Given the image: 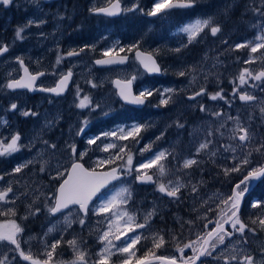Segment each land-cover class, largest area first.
Wrapping results in <instances>:
<instances>
[{
  "label": "rangeland",
  "instance_id": "374dc122",
  "mask_svg": "<svg viewBox=\"0 0 264 264\" xmlns=\"http://www.w3.org/2000/svg\"><path fill=\"white\" fill-rule=\"evenodd\" d=\"M88 1L86 8L87 12H90L91 9L104 6L112 0ZM120 1L123 9L131 8L133 4H136L144 12L139 10L123 11L122 9L120 16H117L120 19L117 22L120 23L117 26L118 31L112 23L98 24L96 19L99 16L93 14L94 22L90 24L92 30H86L85 34L77 32L76 36L72 35L69 42L66 43H61L62 37L71 32L68 29L69 23L72 22L74 14L77 11L79 13L82 9L76 1L72 2L71 7L65 0H53L46 4L43 0H37L35 4L31 0H12V3L7 7L0 5V19H2L0 23V46L7 45L8 47V51L0 55V142L8 143L15 135L17 131L16 117L18 115L27 118V122L23 126L24 129L20 134L19 150L0 156V191L12 189L7 193L5 199L0 201V213H3L0 215V223L6 224L9 220H13L19 224L23 229L18 234L22 250L26 253L30 252L34 258L41 261L48 260L46 253L52 250L51 244L56 240H60L61 243L55 249L49 264H73L74 261L76 264H97L100 259L98 253L104 247L99 237L104 231L110 230L109 238L113 241L115 235L118 234L117 228L123 230L126 217L121 218L119 221L113 217V224L110 229L108 220L109 217L113 216V212L127 211L128 214L138 216L144 221L145 216L150 212L153 215H159L168 210L170 211L171 205H179V198L183 193L188 197L189 205L200 203L208 212L211 208L209 205L213 204L211 202H217L215 197L221 199L229 195L225 194L224 191L210 189L208 179L203 177L205 176V170H210L213 166L218 169L215 173L223 172L224 174L225 168H231L240 159H243L244 154L248 152L251 153L249 156L251 165L249 167L257 166L255 158L261 155H263V159L258 165L264 164V151L256 150L264 145V112L261 111V108H264V78L261 80L253 79V76L264 71V49H258L256 53H252L251 46L239 49L235 47L236 44H247L249 41H252L253 44L261 42L257 41L256 37L264 34V0H197L194 8L182 9L177 12L172 11L169 15L160 16L155 20H150L151 18H147L144 14L152 8L154 2L148 4L143 0ZM238 1L240 2L238 3ZM237 5L240 8V16L235 15L233 18L235 20L232 21L231 26L225 28L223 25L226 22V17L223 16H228ZM7 8L12 10H5ZM14 10L20 12L15 13L16 18L14 17ZM178 14L182 15L178 18ZM63 17H65V21L62 19ZM209 17L212 18V26H218L221 29L215 36L211 34L210 27L205 28L189 43L187 34L178 31L179 28L195 22L196 19H207ZM85 18L91 19L90 16ZM13 19H16V28H10ZM125 19L127 21H124ZM29 20L35 23L24 29L23 39H17L15 37L16 29L28 24ZM41 20L44 21L43 24L39 23ZM84 23L85 21L82 24ZM125 23H129V27H126ZM84 26L89 27L87 24ZM64 28L66 29L64 30ZM9 29L10 35H6ZM124 29L125 35L122 34L124 36L122 41L120 33ZM114 31L117 32L115 35H113ZM76 37L78 41L74 40ZM127 37L129 40H126ZM137 43L138 46L150 50L164 61L163 78L168 79L167 82L160 84L155 83L153 78L148 79L138 70V66L134 61H131L127 66L116 69L110 68L106 71H97L89 59L95 51L103 54L106 49L129 48ZM81 48L85 50L80 52L78 57L72 58L67 55L70 51L79 52ZM178 48L180 51H175ZM58 56L61 57L59 64L56 62ZM18 57L23 60L24 64L28 63L29 65H35L37 68H43L46 74L50 75L61 73L63 67L59 65H62L65 61L68 67L75 68L76 77L67 93V98L49 99L50 107L40 110V106L44 101L40 96L34 102L32 109H27V99L24 93L28 92L25 90V92H10L6 88L7 81L19 75ZM87 58L89 61H87ZM245 61L250 62L245 63ZM244 69H248L252 75L246 74V83L241 85L239 76ZM181 72H184L185 75H180ZM114 75L122 79H131V77L136 76L134 82H137L138 93L143 89L153 91V99L146 106L148 124L144 126L151 131L158 127L154 135L155 141L151 139L150 143L142 145L141 131L135 140L131 137L127 140L102 137L96 144H87L89 138L98 136L102 132L116 131L117 135H120L118 131L120 128L128 129L133 124L143 125L140 114L141 109L135 114L130 108L122 105L113 97L114 88L111 80ZM50 78L48 81H50ZM89 81L92 83H89ZM92 84L96 86L93 87ZM200 87L206 89L207 93L199 97L197 101L192 102L185 98V95ZM234 88L236 89L235 94L233 93ZM165 89H172L173 91L165 93ZM78 90L79 98L77 96ZM173 92L179 93L176 100L171 102L169 100L166 105H161V98L174 97ZM216 92H221L224 99H210V94ZM241 92L254 96L256 99L239 102L237 95ZM161 93H164L163 97L160 95ZM85 95L90 98L89 106L83 109L78 108L76 105L79 103V99H82ZM62 103L63 106H61ZM12 104H16L17 109L13 110L11 108ZM153 104L157 105L160 110L153 112ZM96 105H99V107H96ZM201 105L205 107V111H201ZM189 109H194L193 114L197 116L194 131L192 129V133L189 132L194 146L191 148L190 153L184 154L182 151H173L176 156L168 158L174 138L171 137L172 139L168 141L161 136V133L165 135L166 130L170 129L175 135L176 133L179 135L175 128L182 127L178 125L190 126V121L186 123L180 121V116ZM25 111L34 112L36 115L24 116L22 113ZM216 112L221 113V115L219 117L214 116L213 113ZM229 117L232 119H229ZM85 120L88 121L86 126L83 123ZM237 121L249 132L250 139L243 148L237 147L240 144L238 139L231 138L232 130L236 128ZM60 124L65 126L62 127ZM82 126L85 131L77 135ZM191 126L193 127V125ZM55 128L57 131L51 135V131ZM210 131L214 135L209 136ZM193 132L196 134L195 139L192 136ZM157 137H160V139H157ZM162 140H164V144L160 145ZM206 140H212L209 149L197 154L196 149L199 144ZM109 143L115 144L116 147L109 149L107 152L103 151L104 146ZM72 144L76 145L78 153L86 152L83 162L88 166L97 169L117 164L124 173V179L103 191L100 194V199H96L90 205L86 217L76 207L69 208L56 217H52L48 208L53 206L54 190L57 183L62 179L57 176V172H63L72 162L73 156L69 147ZM148 145H151L150 150L142 152ZM222 145L237 147V151L236 153L225 151L221 147ZM121 147L125 148L122 153L119 151ZM161 151L169 153L167 166L164 160L158 162L164 165L165 175L161 176L159 167L154 165L150 168L154 174V184L148 188L147 185H143L144 197L150 195V203L145 208H140L141 210L138 208L129 210L125 207V204H118L116 209L111 210L109 213H101L103 215L96 220L94 216L100 215L96 213V209L101 202L121 187H127L130 190L133 176L138 174L136 167ZM211 152H216V155L212 156ZM128 155L133 157L130 170L126 164ZM117 156L122 158H116ZM234 156L236 159H233ZM75 158L78 159V155ZM110 158L112 162L109 164L99 163ZM196 158L198 161L196 164H199V176H196L195 179H189L185 184L178 173L183 172L189 175L188 168H184L183 163L186 159ZM22 164L27 166L22 168L19 173L14 172V169ZM42 166L43 171H41ZM147 170H141V173L147 172ZM233 173L236 172L230 174ZM244 173H247V171ZM196 179L201 183L199 186L196 185ZM177 183L184 185V189H180L177 197H169L166 192H160L158 189L159 184H165L169 185L168 190H171V186ZM193 186L196 187L195 192ZM51 189L53 194L50 191ZM153 191H155V194H153ZM253 203H256L257 206L253 207ZM180 207L181 205L175 209ZM222 207L220 211H225L226 208ZM9 209L13 210L15 214H9ZM36 209H39V211L37 212ZM241 213H243L248 225L244 230V234L241 235L240 232L231 230L233 236L226 239L225 245H219L217 250L204 257L199 264H224L225 256L229 257V264H240L244 257L248 255L253 258V264H264V225L259 222L264 219V198L251 197L246 203H243ZM65 216H69L71 219L70 225L65 223ZM204 216L203 211L198 214V218ZM81 218L85 219L83 225L80 224ZM159 218L162 219V216L159 215ZM85 225L91 228L90 230L87 228L89 232L93 231L94 233L96 231L94 233L96 244L95 246L94 244L89 245V247L94 246L92 251H90L91 248L85 247L84 235L82 236L80 232L82 226ZM101 225L105 226L101 227ZM190 227L188 226L189 231ZM49 228L53 230L49 232ZM193 231L196 236L199 235L198 227H194ZM153 232L160 236L162 234L159 228ZM129 234V237L138 235L140 238L147 235L144 230H137ZM204 234L202 232L201 236ZM72 240L77 242L78 250L85 253L83 262L77 260V252L73 246L69 245L68 242ZM123 240L124 237L121 238V241ZM121 241H113V243L122 246ZM185 244L186 241L179 244V246ZM68 245L71 253L65 255L63 247L66 248ZM233 249H235V252H233ZM113 252L114 254L109 261L115 259L114 264H120L122 259L127 258L126 253L115 252V250ZM92 253L93 255H91ZM233 254L237 256L236 260L230 259ZM169 255L176 257L175 253H169ZM0 261H3L4 264H30V262L21 259L18 252L15 251L14 245L7 242H0ZM129 264L135 263L130 259ZM244 264H247V262L245 261Z\"/></svg>",
  "mask_w": 264,
  "mask_h": 264
},
{
  "label": "snow or ice",
  "instance_id": "6c2138e0",
  "mask_svg": "<svg viewBox=\"0 0 264 264\" xmlns=\"http://www.w3.org/2000/svg\"><path fill=\"white\" fill-rule=\"evenodd\" d=\"M32 3H37V0H31ZM12 3V0H0V5L5 7L9 6ZM197 0H154L152 8L145 12L144 14L149 17H157V16H164L169 15L172 10L174 9H189L194 8L196 6ZM139 10L144 12L143 9L139 8L138 5L133 4L131 8L123 9V11H136ZM94 12H102L107 16H116L120 14L122 11L119 0H116V3L111 4L108 8L102 9H92ZM35 23L32 20L28 21V24L24 25L23 27H18L15 32V37L17 39H23L22 33L25 28L29 25ZM43 24L44 21L41 20L39 22ZM39 26V25H37ZM211 34L215 36L218 32H220V28L218 26H212V18L209 17L207 19H196L193 23H188L181 28L178 29L179 32L186 33L188 37V42L191 43L195 37L202 32L205 28H209ZM257 41H261L259 43H254L252 41L247 42V44H236L235 47L237 49L251 46V52L256 53L258 49H264V34H261L256 37ZM87 47V46H86ZM85 49L81 48L79 52L77 51H70L67 53L68 56L79 55L80 52H83ZM135 50L136 59L139 63L143 66L146 72L148 73H159L161 72V68L157 64L156 60L153 58L152 54L144 53L139 50L138 43L131 45L127 51L131 52ZM8 51L7 45L0 46V54H3ZM116 51L114 49H106L103 53L105 57H109L107 59H97L95 60V64L97 65H113V64H123L126 62V56H117ZM119 52H124L125 49L123 47L118 49ZM175 51L179 52L180 49H175ZM111 54V55H110ZM18 62L20 63L21 67L24 70L25 75L18 80H11L8 82L7 87L9 89H16V88H27L29 90H34V83L38 79L39 76L44 75V73L39 72L36 74H30L27 67L24 66L23 60L19 57L17 58ZM61 57H57V64L60 63ZM250 61H245L248 63ZM180 75H185L184 72L179 73ZM251 76L252 73L249 72L248 69H244L241 71L239 76L240 84L243 85L246 83L245 76ZM73 73L71 69L66 74H62L61 78L57 81L55 87L51 88H41L40 91L54 93L56 95H60L65 91V88L68 85L69 80L71 79ZM264 78V71H261L259 74L253 76L255 80H261ZM136 80V76L131 77V79L126 80H116L114 81L115 85L119 89V95L122 100L127 103L134 104V105H143L146 103L148 97L153 95V91L151 89H143L138 94L134 93L132 90L133 81ZM89 83H92L89 81ZM95 87V84H92ZM172 89H165V93L172 92ZM233 93H236V89H233ZM201 94H206L205 89L201 88L200 92L194 94L193 97H189V99H194L195 96H199ZM162 97L164 93L160 94ZM77 96L79 98V90L77 91ZM224 99L221 95V92H216L215 94H210V99ZM171 97L168 99L161 98L160 104L166 105ZM239 99L242 102L252 101L254 99L253 96L241 92L239 94ZM90 104V98L85 95L82 99H79V103L76 105L78 108H86ZM99 107V105H96ZM11 108L13 110L17 109L16 104H12ZM201 111H205V107L203 105L200 106ZM261 111L264 112V108H261ZM24 116L28 115H36V113L25 111L22 113ZM214 116L219 117L221 113L216 112L213 113ZM229 119H232L229 117ZM84 125L86 126L88 121L85 120ZM179 127H183V125H178ZM144 125H137L133 124L130 128H120L118 131L120 135H117L116 131L110 132H102L100 135L95 136L93 138H89L87 140L88 145L96 144L97 141L101 140L102 137H115L120 140H127L128 138H135L141 133ZM223 127V125H221ZM85 131V128L82 126L77 133V135L82 134ZM209 136L214 135L213 132L208 133ZM163 136V133H161ZM232 139H238L240 144L237 147L243 148L246 142L250 139L248 129L242 127L239 122H236V128L232 130ZM160 139V137H157ZM20 135L17 133L12 136L10 142L4 143L0 142V156L11 154L19 150ZM212 144V140H206L205 142H201L199 147L196 149L197 154H199L203 150L209 149V145ZM55 147V145H53ZM72 152V162L70 167H66L63 172L58 171L57 176L62 178V182L59 184V187L56 190V193L53 197L54 199V206L49 207L48 211L52 214L61 212L64 209H68L70 205H78L79 211L84 214L86 217L89 211L90 203L94 202L95 199H100V194L102 189H105L112 181H116L119 179V174L116 168H112L110 171H102L98 172L94 168L85 167L84 163H82L86 152L78 153L76 145L72 144L69 146ZM116 145L109 143L106 144L103 148V151H108L111 148H115ZM221 147L224 148L225 151H231L232 153H236L237 147H232L231 145H222ZM151 145L146 146L143 151L150 150ZM257 151H264V145H261L260 148L256 149ZM119 151L122 153L125 151V148L121 147ZM76 159L75 157H77ZM169 153L167 151H161L154 154L152 158H149L146 162L139 164L136 167V172L138 173L136 179L141 182H149L153 180L151 175H148L146 172L141 173V170H147L152 168L154 165L159 167L160 175H165V167L161 162L167 158ZM212 156L216 155V152H211ZM251 155L250 152L244 154L243 159H240L238 163L233 165L231 168H225L224 174L227 176L231 172L243 173L247 171V174L243 176L238 183L232 189L231 195L227 196L226 198L221 200V203L225 205L226 208L231 210V214L227 215L225 211H221V218L216 220L215 222L209 220L208 224L214 223L215 227H213L210 231H207L206 235L203 236L202 242L200 243L199 247H196V241H192L188 244L183 245L180 247L177 245V250L181 253L184 252L185 248H191L193 255L190 257L181 256V264H197L198 261L201 260L202 257H206L212 254L215 250H217L219 245H225L226 239H230L233 236V232H229L226 228V224H231V227L234 231L240 232L241 235L244 234V230L247 227L243 222H241L238 211L242 202V199L246 196V194L250 191L251 185L255 181H262L264 180V165H257L255 167H249L251 165V161L249 156ZM116 158H122L117 156ZM233 159H236L234 156ZM112 162V159L105 161H100V164H109ZM198 163L195 159H186L183 163L184 168H189L192 165ZM126 164L128 169L130 170L133 164V157L132 155L127 156ZM26 164L18 165L14 172L19 173L22 168L26 167ZM43 166L41 171H43ZM169 185L159 184L158 189L160 192H166L169 197H177L180 189L184 187L183 184L177 183L174 186H171V190L169 189ZM12 189L9 188L6 191H0V201H3L7 196V193ZM193 191H196V187L193 186ZM131 197V191L127 187L119 188L113 195L104 199L99 207L96 209L97 214L101 213H109L111 210L116 209L118 204H125L127 203L128 199ZM256 203H253V207H256ZM219 207V206H218ZM38 212L39 209H36ZM3 213H0L2 215ZM9 214L14 215L15 213L13 210L9 209ZM153 213H148L144 218V223H137L136 217L134 215L128 214L127 211H116L113 212V216L109 217L108 223L111 229L113 224V217L115 220L119 221L121 218L126 217L124 222L123 230L121 231L117 228V233L115 235L116 241H121V238L124 237V240L121 241L122 246L114 244L113 241L109 238L110 237V230H106L103 234L99 237L101 243L104 244V247L101 248L100 259L97 261V264H109L110 257L115 252L119 253H126L127 258L122 259L120 264H129V260L132 256L135 255V252L132 251L135 248V245L140 241V236L135 235L129 237L128 233H134L137 229H142L148 226L149 219ZM65 223L70 225L71 219L69 216H65ZM261 225H264V219L260 221ZM85 223V219H80V224L83 225ZM191 223V221H189ZM208 224H205V228H208ZM237 225L239 227L237 228ZM53 229L49 228L48 231L51 232ZM23 229L19 224H17L13 220H9L6 224L0 223V242H7L11 245L15 246V251L18 252L19 256L22 260L30 262V264H49V261L52 260L53 253L55 249L60 245L61 241L56 240L54 243L51 244V251H47L46 255L48 260L41 261L39 259L34 258V256L29 252L26 253L21 248V244L18 239V234L21 233ZM175 239V237H173ZM200 240L201 238L198 236L197 238ZM130 241V242H129ZM69 245L73 246L74 250L77 252V260L83 262L85 260V253L78 250V245L75 240L69 241ZM165 243L163 236H154L153 237V246L154 248L159 249ZM235 252V249H233ZM155 259L162 262V264H177L176 257H165V256H156ZM231 260H236L237 256L235 254L231 255ZM253 264V258L248 255L244 257V260L240 262V264ZM0 264H4L3 261H0ZM73 264H76L74 261ZM137 264H144L143 261H138ZM224 264H229V257L225 256Z\"/></svg>",
  "mask_w": 264,
  "mask_h": 264
},
{
  "label": "flooded vegetation",
  "instance_id": "af4514ba",
  "mask_svg": "<svg viewBox=\"0 0 264 264\" xmlns=\"http://www.w3.org/2000/svg\"><path fill=\"white\" fill-rule=\"evenodd\" d=\"M53 1V0H52ZM65 1H67L68 2V4L70 5V7L72 6V2H74L75 0H65ZM51 2V1H50ZM89 2V1H88ZM240 1H238V3H239ZM46 3H48V2H45L44 1V4H46ZM52 4V3H51ZM88 4V3H87ZM105 6V5H104ZM87 7V6H86ZM86 7H83L82 9H80V12L78 13V11H77V14L74 16V18L72 19V22H70L69 23V30L71 31V32H69L67 35H65V36H63L62 37V40H61V43H66V42H69V40H70V37L72 36V35H74V36H76V33L77 32H80V33H83V34H85L84 32L87 30H92V28H90V24H92L93 22H94V17L92 16L93 14V11H92V9H91V11L90 12H87V8ZM97 7H102V6H97ZM236 8H237V12H235V10H236ZM67 11V10H66ZM178 10H175L174 12H177ZM239 11H240V8L238 7V5L236 6V7H234L233 8V10L229 13V15L228 16H223L224 18L226 17V22L224 23V25L223 26H225V28H229L230 26H231V24H232V21H234L235 19H233L234 17H235V15L236 16H240V13H239ZM84 12V13H83ZM89 13V14H88ZM92 14V15H91ZM91 17V19H86L85 17ZM66 17V16H65ZM65 17H63L62 19L65 21ZM147 17V16H146ZM85 18V20H83ZM239 18V17H238ZM150 20H155V19H150ZM0 21H2V19H0ZM18 21H19V19H18ZM85 21V23L84 24H82L83 22ZM118 21H120V19H118L117 17H112V18H109V17H105V18H102V16H99L97 19H96V22H98V24H109V23H112V25L116 28V30L118 31V25L120 24V23H117ZM124 21H127L126 19L124 20ZM13 23H15V26H16V19H13V21H12ZM11 22V23H12ZM82 22V23H81ZM85 24H87V25H89V27L88 26H84ZM78 25V26H77ZM111 25V24H110ZM111 25V26H112ZM123 27H124V25L126 26V27H128V25H129V23H125L124 25L123 24H121ZM67 26V25H66ZM94 27V26H93ZM120 27V26H119ZM66 28H64V30H65ZM10 29L8 30V32H7V34L6 35H10ZM66 32H67V30H66ZM128 33H130L129 31H127ZM117 32L116 31H114V33H113V35H115ZM119 33V32H118ZM125 35V29L120 33V35H121V39H122V41L124 40V36L123 35ZM77 35H79V34H77ZM89 37H90V35H88ZM75 41H78V39H77V37H76V39H74ZM126 40H129V38L127 37L126 38ZM124 49H125V51L124 52H119L118 50L116 51V54H119V55H124V56H127V58H128V62L125 64L126 66L127 65H129V63L131 62V61H134L135 63H136V65L138 66V70L139 71H141L148 79H151V78H153L154 80H155V83H160V84H162V83H165V82H167L168 81V79H166V78H163V76H164V68H163V63H164V61L162 60V59H160L159 57H157V55H155V54H153V52H151L150 50H145V49H143V48H141L140 46H139V50H141V51H145V52H149V53H151L155 58H156V60H157V63H158V65H159V67L161 68V72H160V74H155V75H147L146 74V72L145 71H143L141 68H140V66H139V64H138V62L134 59V56H133V53L135 52V50H133V51H131V52H129V51H127V47H124ZM80 55V54H79ZM79 55H74V56H71L72 58H76V57H78ZM111 55V54H110ZM104 55L103 54H101V53H99V52H94L93 54H91L90 55V61H94V60H96V58L97 59H99V58H101V57H103ZM87 61H89L88 60V58H87ZM26 67H28V69H29V72L31 73V74H36V73H39V72H42V73H44V75H42V76H40L37 80H36V83H35V86H37V87H41V88H51V87H53L54 86V84L56 83V81H58L60 78H61V75L62 74H66L68 71H69V69H71V71H72V73H73V75H72V77H71V79H70V83H69V86L67 87V91H66V93L63 95V96H58V95H56V94H48V93H39V95L37 96V94H35V93H32V94H29V93H24V95L26 96V99H27V103H26V107H27V109H32V107H33V105H34V102L36 101V100H38V98L41 96V98L42 99H44V101L42 102V104H41V106H40V110H44V109H48L49 107H50V104H49V99H53V100H58L59 98H61L62 97V99L64 98V99H66L67 98V93H68V91H69V89H70V87H71V85H72V83L74 82V80H75V77H76V74H75V72L74 71H76V69L75 68H73V67H68V65H67V63H66V61L62 64V65H59V66H61V67H63V71L61 72V73H56L55 75L54 74H52V75H50V74H46V71H45V69H43V68H37L35 65H29L28 63L27 64H24ZM125 65H123V66H125ZM94 67H95V69L97 70V71H106V70H109L110 68L111 69H116V68H119V67H122V66H110V67H97V66H95V65H93ZM19 67H20V71H21V65H20V63H19ZM77 68V67H76ZM20 71H19V75H20ZM53 75H54V78H53ZM51 77V78H50ZM116 77V75H114L113 77H112V80L114 79ZM50 78V81H48V79ZM146 78V79H147ZM120 79H122V78H120ZM127 79H130V78H127ZM152 79V80H153ZM112 80H111V83H112ZM123 80H126V78H124ZM106 86H108V85H106ZM106 88V87H105ZM114 88V87H113ZM132 88H133V92L134 93H136V94H138V92H137V82H134L133 81V84H132ZM200 90H201V87L200 88H198V89H196V90H194V91H192L190 94H187V95H185V98L187 99V100H189V101H192V102H195V101H197L198 99H199V97H201L202 95H204V94H201V95H199V96H195V98L194 99H189V97H193L194 96V94L195 93H197V92H200ZM205 93H207V90L205 89ZM173 94H174V97H171V99H170V102L172 101V100H176V96L177 95H179V93H174L173 92ZM176 94V95H175ZM240 94V93H239ZM238 94V95H239ZM237 95V96H238ZM113 97H115L116 98V101L118 100L119 101V99H118V97L116 96V94H115V89H114V95H113ZM254 97V96H253ZM255 99H256V97H254ZM18 99V98H17ZM152 99H153V96H150V97H148V99H147V101H146V103L141 107V110H142V112H140V114H141V120H142V124L143 125H147L148 124V121H147V116H148V112L146 111V106L152 101ZM254 99V100H255ZM178 100V99H177ZM238 101L239 102H241L240 100H239V97H238ZM176 103V102H175ZM174 103V104H175ZM61 106H63V103L61 104ZM152 110H153V112H155V111H158V110H160V108L157 106V105H155V104H153V106H152ZM193 110L194 109H189V110H186V111H184V113L182 114V116H180V121H182L183 123H186V122H191V125H193V127L190 125V126H187V125H185L184 127H182V128H175V130L178 132V134L179 135H177V133H176V135L174 134V132H172V131H170V129H168V130H166V132H165V135H163V138H166L168 141H169V139H172V138H174V140H173V142L171 143V147L170 148H172L170 151H171V153H170V155H169V157L168 158H173L174 156H176L174 153H173V151H182V153H190V151H191V148L194 146V143H193V141L191 142V139H190V134H189V132L190 133H192V129H193V131H194V129H195V120L197 119L196 117V115L195 114H193ZM140 111V110H139ZM138 111L137 110H135L134 111V113L136 114ZM199 117H201V116H199ZM59 121V120H58ZM26 122H27V118L26 117H21V116H17L16 117V124H17V131H16V133L15 134H21L22 133V131H23V129H24V125L26 124ZM25 123V124H24ZM60 125H62V127H64L65 125H63V124H60ZM158 129V127L156 128V129H153L152 131L151 130H149V129H146V127H144L143 129H142V137H141V143H142V145L143 144H145V143H150V141H152L151 139H153V141H155L154 139V135L156 134V130ZM146 130V131H145ZM57 131V129L55 128L54 130H52L51 132V135H53L55 132ZM174 131V130H173ZM181 134V135H180ZM50 135V136H51ZM193 138L195 139L196 138V134L193 132ZM172 137V138H171ZM198 137H200V136H198ZM162 144H164V140H162L161 142H160V145H162ZM59 145H60V142H59ZM58 145V146H59ZM60 147V146H59ZM65 151V150H64ZM177 158H178V160H179V157L177 156ZM256 161H255V163L258 165V164H260L261 163V161H262V159H263V155H261V156H257L256 158ZM177 160V161H178ZM195 160H197V158L195 159ZM164 163H165V165L167 166V158L164 160ZM117 165V164H116ZM195 165V164H194ZM194 165L193 166H191V167H189L188 169H187V172H189V175H186L185 173H178L180 176H181V178H183V182H185V184H186V182H188V180L189 179H191L192 177H193V175H192V171H193V168H194ZM196 165H199V164H196ZM264 165V164H263ZM112 166V165H111ZM147 174H151L152 176H153V178H154V174H153V171H152V169H148L147 170V172H146ZM205 173V172H204ZM247 173H242L241 175H240V179L237 181V182H235L234 184H233V186L236 184V183H238L241 179H243V176L244 175H246ZM210 175H212V174H209V175H205V176H203V177H205L206 179H208V178H210ZM135 176V175H134ZM171 177V176H170ZM208 177V178H207ZM172 178H174V177H172ZM264 180H262V181H256L255 182V184L250 188V191L246 194V196L243 198V202L245 201V198L246 197H248V195H250L251 193H253L254 191L255 192H259L260 190H262V189H264ZM143 186V185H142ZM233 186H232V189H233ZM144 187V186H143ZM147 188L148 187H152V186H146ZM184 189V188H183ZM231 189V190H232ZM154 193L153 194H155V191H153ZM181 195H184V193L183 194H181ZM181 195H180V197H181ZM153 196V195H152ZM184 196H186V195H184ZM148 198H150V195H148ZM251 198V197H250ZM249 198V199H250ZM148 202V201H147ZM242 202V203H243ZM179 203H180V201H179ZM178 203V204H179ZM182 205V204H181ZM209 206H211V205H209ZM208 206V207H209ZM21 208H22V206H21ZM203 209H205V208H203ZM202 209V211L204 212V214H205V216L204 217H199V221H201V225H197L196 224V226H195V224H192V222L189 224V226H191L190 227V237L195 241V240H198L197 238H198V236L201 238L200 240H198L199 241V245H200V243L202 242V239H203V236L204 235H206V233H207V231H210L214 226H215V224L214 223H211V224H208V221L209 220H211V218H210V214L207 212V209H205V210H203ZM225 212H226V214L227 215H229L230 213H231V210L230 209H228V208H226V210H225ZM178 215V214H177ZM52 216V215H51ZM57 216V215H56ZM56 216H54V217H56ZM179 216V215H178ZM177 216V217H178ZM238 216H239V218H240V220L246 225V226H248L247 225V222H246V219L244 218V216H243V213H241V209L239 210V212H238ZM53 217V216H52ZM220 217H221V214H219V216L215 219V220H211V221H213V222H215L216 220H218V219H220ZM142 223H144V222H142ZM205 224H208V228H205ZM213 224V225H212ZM194 227L196 228V227H198V231H199V235H195L194 234V231L192 232V229H194ZM239 226H237V228H238ZM225 228L228 230V231H231V230H233L232 229V227H231V224L229 223V224H227L226 226H225ZM146 233H147V235H145L144 237L145 238H147V236H148V234H149V232L151 233L152 231H151V226H150V223L148 222V226H146L145 228H142ZM204 230H206V232H205V234L203 235V236H201L202 235V232L204 231ZM129 236V235H128ZM157 253V252H156ZM166 255H169V253H167ZM155 256H161V255H155ZM170 256V255H169ZM172 257H175L174 255H171ZM203 258L204 257H202L201 258V260L200 261H202L203 260Z\"/></svg>",
  "mask_w": 264,
  "mask_h": 264
},
{
  "label": "trees",
  "instance_id": "16d2710c",
  "mask_svg": "<svg viewBox=\"0 0 264 264\" xmlns=\"http://www.w3.org/2000/svg\"><path fill=\"white\" fill-rule=\"evenodd\" d=\"M75 1L78 3V5L81 8L86 7L87 3H88V0H75ZM143 1H145L148 4H152L154 2V0H143ZM5 10L9 11L12 9L7 8ZM16 12H17V14L20 13L18 10H14V17L15 18L17 17L15 15ZM235 12H237V8H236ZM180 15H182V14H180ZM180 15L178 14L177 17L179 18ZM10 26H11L10 28H16L15 23H13V22L10 24ZM131 110L134 112L136 109L132 108ZM83 163L87 167L91 168L85 162H83ZM198 167H199V165H194V168L192 171V175H193L192 179H195L196 176H199L198 175V171H199ZM103 168H107V167H102V169ZM217 170L218 169L214 168L213 166L211 167L210 170H205L206 172L204 175H209L210 173L212 174V175H210V178L207 177L208 178V186L210 185L211 190H218L221 192L224 191L225 194L227 193L228 195H231L232 186L235 182H237L240 179L241 174L236 172L233 174L229 173V175L225 176L223 174V172L215 173V171L217 172ZM180 173H182V172H180ZM114 184H112V185H114ZM200 184L201 183L199 182V180L196 179V185L199 186ZM52 189L50 191H52V194H53ZM130 191H131V197L128 199L127 203H125V207H127L129 210H135V208H138V209L145 208L146 205L150 203L148 196L144 197L145 195H144L142 185H138L136 182L133 181L131 184ZM195 197H197V196H195ZM250 197L264 198V189L260 190L259 192L254 191L253 193H251L250 195H248V197L245 198V201L243 203H246V201ZM215 199L217 200V202L216 203L211 202L213 204H211V208L208 211V213L210 214L211 220H215L219 216V214L221 213L220 208L222 206L225 207V205H223L221 203V199H224L223 197L221 199H217L215 197ZM179 201H180L179 205L174 204V205L170 206V208H171L170 211L168 210L166 212H163L162 214H159L160 216H162V219H160L159 215H157V214H154L151 216L149 223H150L152 232L151 233L149 232L147 238H145V237L140 238V241L135 245V248H134L135 255L132 256V258H131V260L134 261L135 264L138 261H141L145 258L152 257L155 255H164L166 253H175L177 261H180V262H181V260H180L181 256L190 257L193 255L191 248H185L184 252L181 253L177 250V245L182 244L185 241H186V244L194 241L191 237H189L190 236V231L188 230V226L190 224L189 221H191L192 224H195V226H196V224L198 226L201 225V221H199L198 214L202 211V209L204 207H202L200 205V203L196 204V205H189L188 204V197H186L184 195H181V197L179 198ZM243 203H242V205H243ZM180 205H181V207L179 209H175L176 207H178ZM242 205H241L240 209L242 208ZM203 210H205V209H203ZM177 214L179 215V217H176V216H178ZM101 215H103V214L97 215V217L94 216V218L96 220H98L99 216H101ZM136 222L141 223L144 221L141 220V218L137 216ZM98 223H99V221H98ZM31 226L34 228V226L32 224H31ZM87 226L88 225L82 226V229L80 232L82 233V236L84 235V240L86 242L85 247L87 246V248H91L90 251H92V250H94V246L96 244L95 243L96 237L94 234V233H96V231L94 233H93V231L89 232L88 229L90 230L91 228L87 227ZM104 226L101 225V227H104ZM157 228H159V230H161V232H160V233H162L161 236H163L164 240H165L164 245L162 247H160L159 249L154 248V246H153V237L154 236H157V237L160 236V235L156 234V232L155 233L153 232V231H156ZM205 232H206V230L203 231V233H205ZM173 237H175V239H173ZM195 241L197 243L194 246L198 247L199 241L198 240H195ZM93 244H94V246L89 247V245H93ZM68 247H69V245L66 246V248L63 247L64 248L63 250L65 251V254L69 255L71 253V251H69ZM181 247H183V245ZM67 249H68V251H67ZM91 255H93V253ZM114 260L115 259H111L109 261V264H114Z\"/></svg>",
  "mask_w": 264,
  "mask_h": 264
},
{
  "label": "water",
  "instance_id": "95a60500",
  "mask_svg": "<svg viewBox=\"0 0 264 264\" xmlns=\"http://www.w3.org/2000/svg\"><path fill=\"white\" fill-rule=\"evenodd\" d=\"M43 1H45V2H49V1H51V0H43ZM114 3H116V0H112L111 2H109L107 5H105V6H102V7H98V8H96V9H102V8H108V7H110V5L111 4H114ZM119 3H120V6H121V2L119 1ZM121 9H122V7H121ZM122 12V11H121ZM120 12V13H121ZM93 14H95V15H100V16H105V17H109V18H112V17H117V16H119L120 14H118V15H116V16H107V15H105L104 13H102V12H94L93 11ZM147 16V15H146ZM158 17V16H157ZM147 18H151V19H153V18H156V17H149V16H147ZM141 51V50H140ZM142 52H144V53H149V52H145V51H142ZM149 54H151V53H149ZM0 55H2V54H0ZM117 56H124V55H119V54H116ZM133 56H134V59L138 62V64H139V66H140V68L143 70V71H145V69L143 68V66L139 63V61L136 59V56H135V52L133 53ZM127 57V56H126ZM107 58H109V57H105V56H103V57H101V58H99V59H107ZM153 58L156 60V58L153 56ZM97 60V59H96ZM94 62H95V60H94ZM128 62V58H127V60H126V62L125 63H123V64H113V65H97V64H95L94 63V65L95 66H97V67H110V66H122V65H125L126 63ZM156 62H157V60H156ZM158 64V63H157ZM25 66V65H24ZM26 67V66H25ZM28 68V67H27ZM29 70V69H28ZM146 72V71H145ZM30 73V72H29ZM31 74V73H30ZM146 74L147 75H155V74H160V72L159 73H148V72H146ZM20 78L21 77H23L24 75H25V73H24V70H23V68L21 67V71H20ZM40 77V76H39ZM38 77V78H39ZM19 78V79H20ZM18 80V79H17ZM116 80H123V79H120V78H118V77H115L113 80H112V83H113V86H114V89H115V92H116V95H117V97H118V99L120 100V102L121 103H123V104H125V105H128V106H131V107H134V108H141L143 105H134V104H130V103H127V102H125L124 100H122L121 99V97H120V95H119V89H118V87L115 85V83H114V81H116ZM69 83H70V80H69V82H68V85H67V87L69 86ZM66 87V88H67ZM66 88H65V90H66ZM16 89H27V88H16ZM40 89L41 88H37V89H34V90H29V89H27L28 91H31V92H36V91H40ZM10 90H15V89H10ZM132 90H133V88H132ZM45 92V91H44ZM48 93H50V92H48ZM65 93V91L62 93V94H64ZM54 94V93H53ZM238 97H239V95H238ZM255 99V98H254ZM253 99V100H254ZM240 100V99H239ZM71 164V163H70ZM70 164H69V166L68 167H70ZM85 167H87V166H85ZM112 168H116L117 169V171H118V174H119V179L118 180H116V181H112L105 189H107L110 185H112V184H114L115 182H117V181H119L120 179H122L123 178V173L122 172H120L119 171V167L118 166H113V167H110V168H107V169H95L96 171H98V172H102V171H110ZM148 175H151V174H148ZM152 176V175H151ZM134 180H135V182L137 183V184H146V185H151V184H153V182H154V180H152V181H149V182H141V181H138L137 179H136V176H135V178H134ZM62 182V179L59 181V183L57 184V186H56V189H55V193H56V190H57V188L59 187V184ZM256 182V181H255ZM255 182H253L252 183V185H251V187L255 184ZM235 186V185H234ZM233 186V187H234ZM105 189H102V191H104ZM101 191V192H102ZM55 195V194H54ZM96 199L94 198V201H95ZM243 200V199H242ZM93 203V202H92ZM92 203H90V205L92 204ZM90 205H89V207H90ZM53 206H54V199H53ZM71 207H77L78 208V210H79V207H78V205H70L69 206V208H71ZM68 208V209H69ZM67 209H64V210H62L61 212H58V213H55V214H52V213H50L52 216H55V215H57V214H59V213H62V212H64V211H66ZM80 212V211H79ZM81 213V212H80ZM82 215H84L83 213H81ZM242 222V221H241ZM227 225V224H226ZM225 225V226H226ZM237 226H239V225H237ZM215 227V226H214ZM137 230H140V229H137ZM136 230V231H137ZM129 234V233H128ZM127 234V235H128ZM113 241L114 242H118V241H116L115 240V238L113 239ZM155 257L156 256H152V257H148V258H145V259H143V260H141V261H143L144 262V264H148V263H152V262H154V263H156V264H160V263H162L161 261H159V260H157V259H155ZM165 257H168V256H165ZM199 262V261H198ZM197 262V263H198ZM137 264V263H136ZM177 264H181V262H179V261H177Z\"/></svg>",
  "mask_w": 264,
  "mask_h": 264
},
{
  "label": "bare ground",
  "instance_id": "6f19581e",
  "mask_svg": "<svg viewBox=\"0 0 264 264\" xmlns=\"http://www.w3.org/2000/svg\"><path fill=\"white\" fill-rule=\"evenodd\" d=\"M16 1H18V0H16ZM52 1V0H51ZM77 14V13H76ZM76 14H74V16L76 15ZM102 18H105V17H102ZM0 23H1V21H0ZM2 26V25H1ZM128 27H129V25H128ZM97 59V58H96ZM93 63V65H94V61L92 62ZM20 76L21 75H18L16 78H11V79H9L8 81H7V83H6V88H7V90L8 91H10V92H17V91H27L29 94H32V93H35V94H37V95H39V93H48V92H44V91H36V92H31V91H28L27 89H15V90H10L8 87H7V84H8V82L9 81H11V80H17V79H19L20 78ZM35 83H36V81H35ZM35 83H34V89H37V88H41V87H37V86H35ZM56 83H57V81H56ZM56 83L54 84V86L53 87H55V85H56ZM24 91V92H25ZM66 91H67V88H66V90H65V93H66ZM64 93V94H65ZM48 94H53V93H48ZM64 94H60V95H58V96H63ZM65 255H67V254H65Z\"/></svg>",
  "mask_w": 264,
  "mask_h": 264
}]
</instances>
